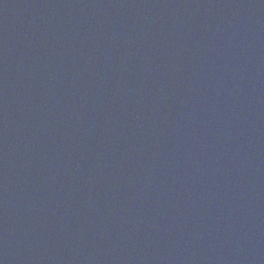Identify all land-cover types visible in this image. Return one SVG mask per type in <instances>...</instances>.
<instances>
[{"label":"water","instance_id":"water-1","mask_svg":"<svg viewBox=\"0 0 264 264\" xmlns=\"http://www.w3.org/2000/svg\"><path fill=\"white\" fill-rule=\"evenodd\" d=\"M0 264H264V0H0Z\"/></svg>","mask_w":264,"mask_h":264}]
</instances>
